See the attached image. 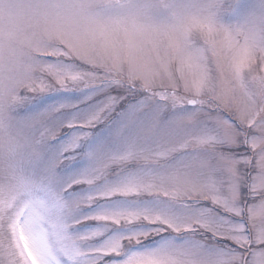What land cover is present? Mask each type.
<instances>
[{
	"label": "snow or ice",
	"instance_id": "6c2138e0",
	"mask_svg": "<svg viewBox=\"0 0 264 264\" xmlns=\"http://www.w3.org/2000/svg\"><path fill=\"white\" fill-rule=\"evenodd\" d=\"M0 264H264V0H0Z\"/></svg>",
	"mask_w": 264,
	"mask_h": 264
}]
</instances>
